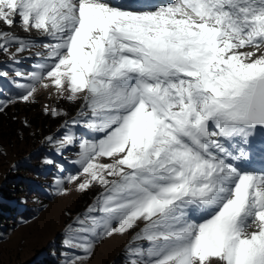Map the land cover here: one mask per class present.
Masks as SVG:
<instances>
[{"label":"snow or ice","instance_id":"1","mask_svg":"<svg viewBox=\"0 0 264 264\" xmlns=\"http://www.w3.org/2000/svg\"><path fill=\"white\" fill-rule=\"evenodd\" d=\"M16 23L43 39L0 28V52L18 63L40 43L43 62L16 72L29 82L0 112L43 84L80 101L98 137L79 141L80 169L66 178L102 191L68 225L63 264L130 230L127 264H264V140L260 167L252 143L264 134V0H0V24Z\"/></svg>","mask_w":264,"mask_h":264},{"label":"rangeland","instance_id":"2","mask_svg":"<svg viewBox=\"0 0 264 264\" xmlns=\"http://www.w3.org/2000/svg\"><path fill=\"white\" fill-rule=\"evenodd\" d=\"M0 28L25 38L40 36L35 30L24 32L19 23L11 28L0 24ZM15 48L16 45H13L10 51H15ZM36 52H44L42 44L38 43L35 48L21 53L18 63H13L7 55L0 52V72L7 73L6 78L0 76V100L9 98L3 90L2 80L17 86V83H24L16 77L17 71L27 76L29 72L38 70L35 66L43 61L34 55ZM18 102L22 105L10 104L0 114L9 108L10 117L20 120V125L34 114L51 116L45 114V108L62 110L66 115L57 116L60 122H57L56 117L51 116L55 123L53 131L42 136L40 142L36 128L32 127L30 132L27 130L23 132L21 127L15 125L11 136L2 134L4 130L10 133V126L5 125L0 128V192L5 180L14 174L17 178H24L22 182L27 198H25L27 202L25 207L17 209L15 223L8 228L0 225V264H43V262L63 264L65 253L71 251L63 244L68 225L72 224L79 214L84 213L102 191L98 184H93L83 191L78 190L77 182L67 183V177L63 173L65 168L74 165L80 167L79 163H76L79 159V141L87 136L80 134L83 130L88 133L85 127H76L74 126L76 124L72 123L73 120H77L79 121L77 124L84 126V122L79 117L80 101L69 102L66 97L57 94L55 88H45L43 84H38L32 99ZM74 111L75 113H72ZM66 134H74L77 143L66 148H58L55 140L63 139ZM49 138L54 139L50 142ZM95 138H98L95 134L88 133V139ZM100 162L111 161L100 158ZM19 169L24 170L25 174ZM58 181H65L62 186L67 191L63 194L59 192ZM139 226L142 227V223ZM133 235L134 231L130 230L125 234H114L99 239L95 242L93 254L84 264H127L126 246ZM46 249L47 252L41 253ZM77 254L83 255L79 252Z\"/></svg>","mask_w":264,"mask_h":264},{"label":"trees","instance_id":"3","mask_svg":"<svg viewBox=\"0 0 264 264\" xmlns=\"http://www.w3.org/2000/svg\"><path fill=\"white\" fill-rule=\"evenodd\" d=\"M22 105L19 102H16V106ZM30 107V106H28ZM9 108L2 114H0V128L3 126H10V133L2 131V134L11 136V133H14L15 125L17 127H21V130H27L30 132V128H36L35 131L38 133L39 142L41 141L42 136H46L47 133L52 132V128L55 126L53 123L54 119L51 116H43L40 114H34L28 117L29 125L25 126V124H19L20 120L17 118L10 117ZM12 115V114H11ZM57 122L59 121V117L56 116ZM60 122V121H59ZM20 125V126H19ZM9 133V134H8ZM34 133V134H36ZM19 171H24L19 169ZM25 174V171L22 172ZM23 177H15L12 174V177L9 176L7 180H5L2 190L0 192V225H5L7 228L11 227L12 224L15 223L14 217L17 215L18 208H24L26 198L25 190L23 188ZM14 191V192H13ZM34 194V193H33ZM24 198V199H23ZM27 199V198H26ZM47 252V249L41 253ZM37 263V262H35ZM33 264V263H32ZM38 264V263H37ZM45 264V262H43Z\"/></svg>","mask_w":264,"mask_h":264},{"label":"bare ground","instance_id":"4","mask_svg":"<svg viewBox=\"0 0 264 264\" xmlns=\"http://www.w3.org/2000/svg\"><path fill=\"white\" fill-rule=\"evenodd\" d=\"M125 1H129V2H134L135 0H125ZM139 1V0H138ZM168 2V1H167ZM2 26V25H1ZM5 27V26H4ZM25 32V31H24ZM25 34V33H24ZM23 34V35H24ZM35 48V47H34Z\"/></svg>","mask_w":264,"mask_h":264}]
</instances>
